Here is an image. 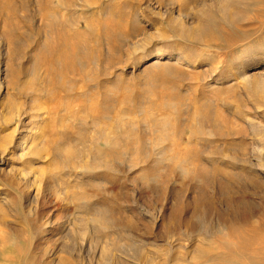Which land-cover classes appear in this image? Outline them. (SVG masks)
Returning <instances> with one entry per match:
<instances>
[{
  "label": "rangeland",
  "instance_id": "rangeland-1",
  "mask_svg": "<svg viewBox=\"0 0 264 264\" xmlns=\"http://www.w3.org/2000/svg\"><path fill=\"white\" fill-rule=\"evenodd\" d=\"M155 1L159 10L145 7ZM49 2L51 20L36 6L14 24L0 13V264H54L67 251L77 264H264V97L255 84H264V0ZM181 21L184 29L205 25L206 35H179ZM157 59L177 61L174 76L154 68ZM11 67L20 68L21 85L10 84ZM246 73L250 97L218 91ZM209 103L228 119L248 112L253 128L240 121L246 143L189 140ZM15 127V140L24 135L32 147L22 159L1 154ZM232 142L244 148L239 162L225 151ZM161 150L188 163L156 161ZM99 151L107 163L94 160ZM223 168L241 174L232 180ZM98 212L112 215L113 229L95 227Z\"/></svg>",
  "mask_w": 264,
  "mask_h": 264
},
{
  "label": "bare ground",
  "instance_id": "bare-ground-1",
  "mask_svg": "<svg viewBox=\"0 0 264 264\" xmlns=\"http://www.w3.org/2000/svg\"><path fill=\"white\" fill-rule=\"evenodd\" d=\"M19 1V3H18ZM0 0V13L4 16L8 15L9 18H7V20H5V23L8 22V23H11V24H14V20L13 18L15 17H18V14L21 10H30L33 6H36V8H39V10L41 11H44V12H47L48 13V20H51L52 18H54V13L55 11H53V5L49 2V0H44V1H38L37 3L36 2H30V1H27V0ZM188 1H191V2H194L195 0H188ZM253 1V0H252ZM220 2V1H219ZM256 2V1H255ZM57 4L58 5H63V6H66L68 7L70 5L69 3V0H57ZM157 4V6L155 5ZM221 6V10L223 12H226L227 10H229V7L231 6L230 2L228 3H225V4H222L220 3ZM162 5V2L161 1H155V3H151V4H148L146 5L145 7H147L148 9H150L152 12H155L157 10H159V6ZM158 13V12H157ZM54 14V15H53ZM138 19V18H137ZM136 19V20H137ZM136 23V22H135ZM186 23H190L189 21L186 22ZM227 23V22H226ZM137 24V23H136ZM134 29V32L135 31H138L137 30V25L136 27L133 28ZM206 27L205 25H199L198 27H190V28H187V29H184V26H183V21L179 22V26L177 28V31L179 33V35L181 36H185V37H189V38H199V37H202L204 35H206ZM14 34V33H13ZM10 37V33L8 34ZM8 36V38H10ZM10 39H13V41H15V37H11ZM128 38L126 36V40L124 39V41H127ZM139 46V45H138ZM144 47V46H143ZM140 48V47H139ZM141 50H142V47H141ZM145 50V49H144ZM163 51V49L161 47H159L157 49V52H161ZM18 55H22V50L18 49L17 52H16ZM160 56V55H159ZM244 57V56H243ZM159 58V57H158ZM179 59V58H178ZM180 60V59H179ZM165 64H168V65H165ZM161 63L158 59L155 60L153 63H152V66H154V68H158V69H162V71L164 73H166L167 75L169 76H174L173 75V66L176 67L179 65L177 61L173 62V63ZM171 64V66L169 65ZM239 66V65H238ZM175 67V68H176ZM173 69V70H172ZM238 72H242V70L237 67L235 68ZM20 68H14V67H11L10 69H8V74H10V76H13V78H10L12 79V81L10 82L11 85H21L20 82H21V75H20ZM161 72V71H160ZM247 72V71H246ZM3 69L1 68L0 66V91L2 90V87H3ZM240 77V75H239ZM251 76L250 75H246L239 81L235 79V81L233 83H231L230 85L226 86V87H221L218 91H221V90H226L227 91H233L235 92L237 95H241V91L246 93L248 95V92H246V88H248L250 86V82H251ZM255 84L256 85V89L259 91V98L261 97H264V84L263 83H260V81H257ZM65 86V88L69 91L71 90L72 88V85L69 84V83H64L63 84ZM256 90V91H257ZM243 93V94H244ZM71 96V95H70ZM70 96H64V99L62 101V103L65 104L64 107H66L68 105V103L70 102L69 99H67V97H70ZM247 97H250L249 95ZM34 101V100H33ZM170 104L172 105H176L175 102H170ZM175 107V106H174ZM239 107V106H238ZM31 108V107H30ZM208 114L204 117L203 115H196V119H197V123H196V126H195V129H193L192 131V134L190 136H188L189 140H193V137L199 135V136H208V137H217L219 139H231L233 140V142L236 140V141H239L238 139L239 138H243V136H246V128L243 126L242 123H240V121L242 120L247 126L253 128L254 126V122H253V118L248 114V112H246V110H242L241 109H238V110H235L234 112V115H235V119H228L225 117L224 114H220L217 107L212 104V103H209L208 104ZM46 114V113H45ZM22 114L20 113V111H17L16 114H15V117H17L19 120L17 121L18 125L20 124L21 122V118H22ZM78 117V116H77ZM81 117V116H80ZM161 119V118H160ZM25 121V120H24ZM205 121V122H204ZM64 122V121H63ZM157 122V121H156ZM167 125L170 124V125H173V127H175L176 125L172 124L171 121H167L166 122ZM157 124V123H156ZM155 124V125H156ZM207 124V125H206ZM17 125V126H18ZM67 125V124H66ZM157 126V125H156ZM12 130V129H11ZM14 130V133H11L9 135H7L6 137H3L2 140H1V148H2V152L1 154L2 155H10L12 157H17L18 159H22L24 157H26L28 154H30V152L32 151V147L27 143L26 139H25V136H21L19 138H17L16 141L15 140V132L18 130V127H15ZM64 129H62L61 131H63ZM257 130V129H256ZM156 132H160V130L156 129ZM175 134H177V131L174 132ZM130 135V134H129ZM243 141H245L246 143V140L242 139ZM155 146H157L159 144V141L161 139V135H157L155 138ZM58 140V139H57ZM56 140V141H57ZM218 140V139H217ZM240 140V141H241ZM64 142H67V136L64 137L63 139ZM18 144V150H16L15 152H11V149L10 147L12 145H14V143ZM233 142L231 145H228L226 146V149L225 151H227L229 153V156L232 158V161L233 160H236L237 158L240 159L239 155L241 154H244V148H242L241 144H235L233 145ZM213 143V142H212ZM227 143H225L226 145ZM144 145V144H143ZM246 145V144H245ZM212 146V145H211ZM218 146V145H217ZM216 146V147H217ZM254 147V146H253ZM91 148V147H90ZM147 146L145 145V150H144V155L143 158L145 159V157H147L148 155V151L146 150ZM256 149V148H255ZM254 149V150H255ZM171 151L173 149H170ZM252 150V151H254ZM260 153L262 152V149H257ZM91 151H87L85 152L86 155H90ZM252 153V152H251ZM69 154V156L73 157V154L72 152L70 151H67V155ZM247 154V153H246ZM94 160L97 161V162H101V163H107L108 161V155L107 153H102V152H97L95 153L94 155ZM242 156V155H241ZM248 156V155H247ZM213 157V156H212ZM243 157V156H242ZM251 157V155H250ZM180 156L177 154V152L173 151L170 155L168 154V152L164 151V150H161V151H158L155 153V159L156 161H162L164 159H169V160H172L173 162H177L178 165L180 167L183 166V164L185 165V163H188L187 160L185 159H182V161L180 162ZM214 158V157H213ZM247 158V157H246ZM245 161V159H243ZM243 160L241 159V161L243 162ZM238 161V159L236 160ZM240 161V164L242 163ZM247 161V160H246ZM252 161V160H251ZM231 162V161H230ZM239 162V161H238ZM249 162V161H248ZM232 163V162H231ZM237 163V162H235ZM233 164V165H236V164ZM254 164V162H252ZM190 164V163H189ZM230 164V163H229ZM239 164V163H238ZM246 164V163H245ZM244 164V165H245ZM243 165V164H242ZM243 165V167H244ZM259 167L261 166H264L262 164H260V162L257 164ZM255 166V165H253ZM203 167V166H202ZM241 167V166H240ZM250 167L252 168V166L250 165ZM201 168V167H200ZM245 168V167H244ZM183 170V168H182ZM185 170V168H184ZM206 170V169H205ZM253 170V169H252ZM188 171V170H187ZM186 171V172H187ZM209 171V170H207ZM221 171H223L229 178H231L232 180L236 179L237 177H239V175L241 174V170L240 171H233V170H230V169H226V168H223ZM251 171V169H250ZM211 172H215V171H211ZM259 172V171H258ZM245 173V172H244ZM224 174V175H225ZM248 174V173H247ZM254 176V175H253ZM226 177V176H225ZM227 177V178H228ZM199 178V177H198ZM256 178V177H254ZM207 179V178H206ZM199 180V179H198ZM197 180V181H198ZM210 180V179H209ZM253 180V178L251 179ZM200 181V180H199ZM212 181V180H211ZM214 181H216L214 179ZM226 184V183H225ZM229 184V183H227ZM226 184V186H227ZM227 189V188H226ZM36 192V191H35ZM95 215V214H94ZM93 217V216H92ZM91 217V218H92ZM262 217V216H261ZM90 220V219H89ZM93 222V224L95 225L96 228L98 229H102V230H106V229H113V227L115 226V222L114 220L112 219V215L110 216L108 213L106 212H98L96 213V215L92 218L91 220ZM225 225V224H224ZM236 225V224H235ZM238 226V225H237ZM241 226V225H240ZM264 226V225H263ZM47 227V226H46ZM225 228V226H224ZM228 228V226H227ZM234 228H237L238 227H234ZM258 229V228H256ZM222 230V229H220ZM78 234L81 235V236H86L87 233H88V227L84 224H82L81 228H79L78 230ZM224 231V229L222 230ZM221 231V232H222ZM231 231V230H230ZM256 235H254L253 239L250 238V240L248 241V243L253 247V241L255 240V237ZM239 239V238H238ZM262 240H263V243H264V234L262 236ZM260 242V241H259ZM226 247V246H225ZM215 249V248H214ZM254 250H257L256 247L253 248ZM258 252H264V245L261 246L260 248H258ZM110 248L106 247L103 251V254L104 256L106 254H108ZM230 250V249H229ZM206 251V250H205ZM216 251V250H215ZM198 252V251H197ZM204 252V251H202ZM237 252V251H236ZM196 253V252H195ZM199 253V252H198ZM226 253V252H225ZM200 254V253H199ZM211 254V253H210ZM220 255V254H219ZM218 255V256H219ZM195 256V255H194ZM201 256V254H200ZM214 257V254L212 255ZM252 256V255H249V257ZM254 256V255H253ZM212 257V258H213ZM216 257V255H215ZM220 257V256H219ZM218 257V259H219ZM244 257V256H242ZM247 257V256H245ZM248 257V258H249ZM217 258V257H216ZM236 258V257H235ZM223 259V258H222ZM246 259V258H245ZM253 259V258H252ZM257 259H260V258H257ZM220 260V259H219ZM224 261V260H223ZM256 261V260H255ZM261 261V260H260ZM249 262V261H248ZM259 262V261H258ZM54 264H77V257L76 255H74L73 253H70V252H66V255L65 256H61L58 260L57 263H54ZM246 264V263H245ZM254 264V263H252Z\"/></svg>",
  "mask_w": 264,
  "mask_h": 264
}]
</instances>
